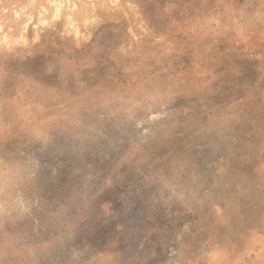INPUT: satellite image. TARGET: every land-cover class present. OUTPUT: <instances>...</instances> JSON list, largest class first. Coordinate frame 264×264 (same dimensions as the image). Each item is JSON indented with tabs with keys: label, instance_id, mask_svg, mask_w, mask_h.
I'll list each match as a JSON object with an SVG mask.
<instances>
[{
	"label": "rangeland",
	"instance_id": "374dc122",
	"mask_svg": "<svg viewBox=\"0 0 264 264\" xmlns=\"http://www.w3.org/2000/svg\"><path fill=\"white\" fill-rule=\"evenodd\" d=\"M0 264H264V0H0Z\"/></svg>",
	"mask_w": 264,
	"mask_h": 264
}]
</instances>
